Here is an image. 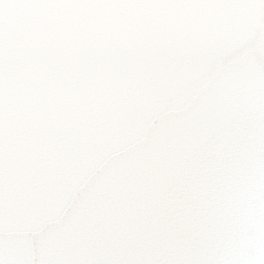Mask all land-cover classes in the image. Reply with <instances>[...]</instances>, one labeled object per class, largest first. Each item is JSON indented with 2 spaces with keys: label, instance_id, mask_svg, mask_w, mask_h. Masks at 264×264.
Segmentation results:
<instances>
[{
  "label": "water",
  "instance_id": "obj_1",
  "mask_svg": "<svg viewBox=\"0 0 264 264\" xmlns=\"http://www.w3.org/2000/svg\"><path fill=\"white\" fill-rule=\"evenodd\" d=\"M0 264H264V0H0Z\"/></svg>",
  "mask_w": 264,
  "mask_h": 264
}]
</instances>
